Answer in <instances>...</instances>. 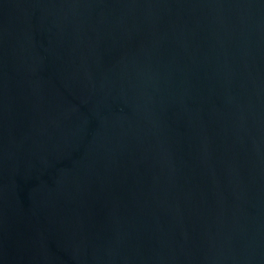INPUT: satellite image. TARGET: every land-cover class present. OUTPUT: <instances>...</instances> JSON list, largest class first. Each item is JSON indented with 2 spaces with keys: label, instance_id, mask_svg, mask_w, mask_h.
<instances>
[{
  "label": "water",
  "instance_id": "95a60500",
  "mask_svg": "<svg viewBox=\"0 0 264 264\" xmlns=\"http://www.w3.org/2000/svg\"><path fill=\"white\" fill-rule=\"evenodd\" d=\"M0 264H264V0H0Z\"/></svg>",
  "mask_w": 264,
  "mask_h": 264
}]
</instances>
